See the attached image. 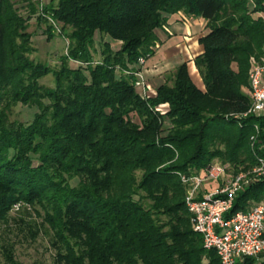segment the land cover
Returning <instances> with one entry per match:
<instances>
[{"label":"trees","instance_id":"1","mask_svg":"<svg viewBox=\"0 0 264 264\" xmlns=\"http://www.w3.org/2000/svg\"><path fill=\"white\" fill-rule=\"evenodd\" d=\"M45 10L69 40L54 87L30 55L37 0H0V224L30 204L63 264H221L193 229L181 174L214 158L238 172L264 157V113L248 112L264 0H50ZM179 11L207 21L194 57L205 87L184 61L144 95L139 57L155 53L156 29ZM97 32L120 41L103 40L98 60ZM19 102L37 107L29 123L10 119ZM262 200L264 175L226 216ZM0 264H22L12 242L0 241ZM244 264H264V251Z\"/></svg>","mask_w":264,"mask_h":264},{"label":"rangeland","instance_id":"2","mask_svg":"<svg viewBox=\"0 0 264 264\" xmlns=\"http://www.w3.org/2000/svg\"><path fill=\"white\" fill-rule=\"evenodd\" d=\"M49 2L50 0H37L38 12L30 18L28 30L32 34L31 38L34 47V50L30 54L31 57L50 68L48 73L39 78V82L46 87H54L56 86L55 71L62 66V56L68 50L69 40L63 34L67 29H63L62 22L52 19L45 10ZM39 14L43 18H39ZM177 14L180 15V20L182 21L185 20V17H197L187 16L183 11H179L169 16L168 22L164 27L156 29L158 42L155 45V53L153 54L155 56L151 55L145 58L144 64L141 65L139 63L137 65V67H140L139 70H141L147 84V93L154 94L157 86L161 83L167 82L171 84L177 66L184 61L188 62L189 72L194 82L201 88L205 87L203 78L195 62H189L190 57L183 54L182 50L168 49L171 48L172 41L168 42L167 40L177 33L174 27V22L179 19ZM170 21L173 22L171 23ZM51 26L52 29L50 28ZM197 33L195 32L194 35ZM103 40H109L114 48H117L120 44V41L113 40L108 35H102L97 32L94 42V56L96 60L102 56ZM165 48H167V53L163 51ZM160 49L162 50L161 52L158 51ZM69 63L77 65L79 62L69 60ZM137 89L141 91L140 88L137 87ZM159 107L166 109L167 104H161ZM36 111V106L19 102L13 107L10 119L29 123ZM256 112L263 114L264 109L257 110ZM133 118L134 120H138L135 115H133ZM213 162L222 161L219 158H214ZM205 170L200 169L198 172L204 173ZM228 171L229 173L232 172L231 169ZM72 182L75 183L76 179H72ZM216 183V180L207 181L202 185V188L207 187L210 189V186L214 187ZM10 214L7 223L3 222L0 224V241H9L14 244V254L17 260L22 264H63L56 261L57 248L52 243L53 236L51 229L43 222V216L40 215L39 211L33 209L28 203L17 202L13 205Z\"/></svg>","mask_w":264,"mask_h":264},{"label":"built area","instance_id":"3","mask_svg":"<svg viewBox=\"0 0 264 264\" xmlns=\"http://www.w3.org/2000/svg\"><path fill=\"white\" fill-rule=\"evenodd\" d=\"M144 56L139 63L144 64ZM136 86L146 94L147 84L141 70L135 72ZM251 106L248 112L264 109V43L259 59L250 71ZM264 175V157L250 168L229 173L222 162H213L202 172L181 174L186 184L185 201L191 212L193 229L203 236L207 249H215L221 264H244L247 256L264 251V200L226 216L241 189ZM216 180L210 189L202 185Z\"/></svg>","mask_w":264,"mask_h":264},{"label":"crops","instance_id":"4","mask_svg":"<svg viewBox=\"0 0 264 264\" xmlns=\"http://www.w3.org/2000/svg\"><path fill=\"white\" fill-rule=\"evenodd\" d=\"M177 16L179 19L174 22V27L177 30V33L167 40L168 42L170 40L172 41V45L170 46L172 49L168 47L167 48L176 51L182 50L183 54L190 57L191 60L189 59L188 61H193L194 63V57L203 51V45L200 43L199 38L209 30L206 26L207 21L203 17H185V20L182 21L180 20V15L177 14ZM170 22L172 23L173 21ZM195 32L198 33L194 35ZM167 48L163 49V51L166 53ZM158 51L161 52L162 50L160 49ZM154 56L155 55H153V57Z\"/></svg>","mask_w":264,"mask_h":264}]
</instances>
